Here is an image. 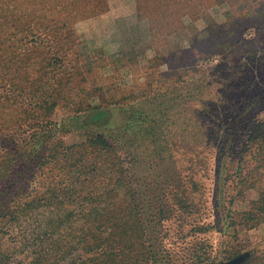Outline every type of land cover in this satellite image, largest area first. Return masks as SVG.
<instances>
[{
	"label": "trees",
	"instance_id": "16d2710c",
	"mask_svg": "<svg viewBox=\"0 0 264 264\" xmlns=\"http://www.w3.org/2000/svg\"><path fill=\"white\" fill-rule=\"evenodd\" d=\"M262 1L259 10L245 16H257L264 27ZM136 2L151 36L181 29L183 0ZM192 3L193 14L199 13L200 0ZM107 11L105 0H0V264H178L161 243L146 246L148 223L160 233L173 214L166 193L154 198L160 206L150 222L137 204L135 170L141 159L125 139L129 126L111 140L95 130L110 125L111 111L82 107L84 66L70 54L78 42L74 26ZM58 108L68 113L55 128L50 121ZM137 115L142 129L145 118ZM77 122L87 131L81 143L56 138V133H71L74 128L68 126ZM150 124L143 130L150 153L171 158L174 144L168 145L162 122ZM238 147L236 153L232 144L223 145L216 184L229 206L257 192L245 210L229 218L233 226L253 229L264 226V123L256 121ZM230 157L232 173L225 161ZM155 177L150 183L160 184L161 175ZM188 183L197 186L195 178ZM176 202L184 207L187 201Z\"/></svg>",
	"mask_w": 264,
	"mask_h": 264
},
{
	"label": "rangeland",
	"instance_id": "374dc122",
	"mask_svg": "<svg viewBox=\"0 0 264 264\" xmlns=\"http://www.w3.org/2000/svg\"><path fill=\"white\" fill-rule=\"evenodd\" d=\"M183 1L182 27L168 36H151L148 20L138 17L136 0H105L107 12L75 24L78 42L70 56L84 66L82 107L111 111L110 125L95 128L111 140L129 126L125 139L141 159L135 170L137 204L149 222L160 206L154 198L166 193L173 217L160 233L148 223L146 246L161 243L178 264H264V226L237 227L229 219L245 210L257 192L229 206L227 194L216 184L223 145L232 144L237 153L254 123H264V27L257 16H245L248 10H259L263 1L200 0L197 14L192 2L198 0ZM149 9L156 12L153 3ZM67 113L58 108L50 126L57 128ZM137 113L145 118L142 129L134 120ZM154 119L162 122L168 145L174 144L171 158L160 160L150 153L143 130ZM79 127L73 123L71 133L55 136L68 145L81 143L87 131ZM189 145H197V152ZM225 161L232 173V158ZM158 175L161 183H150ZM181 175L184 186L177 180ZM191 177L196 188L188 183ZM181 197L187 201L184 207L176 202Z\"/></svg>",
	"mask_w": 264,
	"mask_h": 264
}]
</instances>
